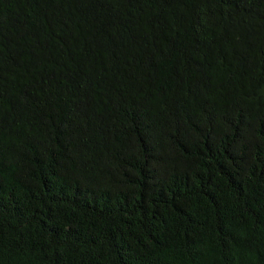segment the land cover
Instances as JSON below:
<instances>
[{"label":"trees","instance_id":"1","mask_svg":"<svg viewBox=\"0 0 264 264\" xmlns=\"http://www.w3.org/2000/svg\"><path fill=\"white\" fill-rule=\"evenodd\" d=\"M0 264H264V0H0Z\"/></svg>","mask_w":264,"mask_h":264}]
</instances>
